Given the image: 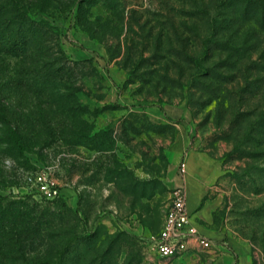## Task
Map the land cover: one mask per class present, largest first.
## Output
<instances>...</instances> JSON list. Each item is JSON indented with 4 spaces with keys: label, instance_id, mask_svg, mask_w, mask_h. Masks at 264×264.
I'll return each mask as SVG.
<instances>
[{
    "label": "rangeland",
    "instance_id": "374dc122",
    "mask_svg": "<svg viewBox=\"0 0 264 264\" xmlns=\"http://www.w3.org/2000/svg\"><path fill=\"white\" fill-rule=\"evenodd\" d=\"M17 6L36 38L0 52L17 132L0 121V260L216 264L209 248L165 260L152 245L191 181L223 264H264V17L246 0ZM40 170L60 197L27 182Z\"/></svg>",
    "mask_w": 264,
    "mask_h": 264
},
{
    "label": "built area",
    "instance_id": "2783aa9c",
    "mask_svg": "<svg viewBox=\"0 0 264 264\" xmlns=\"http://www.w3.org/2000/svg\"><path fill=\"white\" fill-rule=\"evenodd\" d=\"M179 168L184 177L187 172V157L181 160ZM26 180L47 199H56L62 194L60 184L49 171L28 172ZM152 245L156 253L165 260L183 256L190 249L206 250L213 245L212 239L202 233L193 221L185 184L174 189L162 228L154 237Z\"/></svg>",
    "mask_w": 264,
    "mask_h": 264
},
{
    "label": "trees",
    "instance_id": "16d2710c",
    "mask_svg": "<svg viewBox=\"0 0 264 264\" xmlns=\"http://www.w3.org/2000/svg\"><path fill=\"white\" fill-rule=\"evenodd\" d=\"M246 1L247 5H250L256 10V13H259L264 17V2H261V0ZM17 3L18 0H0V52L6 55L17 54L18 52L29 53L35 43L34 39L36 38V30L32 27L33 21L29 20V17L25 13L20 12ZM49 76L50 74L46 71L44 74L45 80L49 78ZM0 121L5 124L7 134L15 136L17 132L10 127L11 120L9 118V112L1 102ZM0 264L5 263L3 260H0Z\"/></svg>",
    "mask_w": 264,
    "mask_h": 264
},
{
    "label": "crops",
    "instance_id": "0c3cea01",
    "mask_svg": "<svg viewBox=\"0 0 264 264\" xmlns=\"http://www.w3.org/2000/svg\"><path fill=\"white\" fill-rule=\"evenodd\" d=\"M187 162H188V157H187ZM189 188H190V191L188 192V208L190 210V212L192 213L193 215V221L195 222V224L199 227L200 231L202 233H204L206 236H208L209 238L212 239L213 241V245L212 247H210L208 250H210L211 253L213 254H216V255H219V257L217 258L216 260V264H223V262L225 261V258L226 256L224 255V251L225 249L227 248L226 247V242H223L221 244H217L216 241L212 238V236H210L209 234H207L202 228H201V225L199 223V221L197 220V216H196V213H194V203L196 201V197H195V191H194V187L192 185V182L190 181L189 183ZM192 208V209H191ZM165 219V218H164ZM164 222V220H163ZM163 225V223H162ZM162 228V227H161ZM161 230V229H160ZM225 243V245H224ZM201 251H205V250H193V249H190L188 252H186L184 255L186 254H190V253H197V252H201ZM156 252V251H155ZM223 254V255H222ZM183 255V256H184Z\"/></svg>",
    "mask_w": 264,
    "mask_h": 264
}]
</instances>
